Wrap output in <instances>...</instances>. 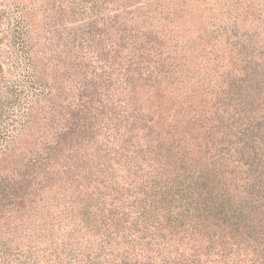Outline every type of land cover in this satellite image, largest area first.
<instances>
[{
    "label": "trees",
    "instance_id": "trees-1",
    "mask_svg": "<svg viewBox=\"0 0 264 264\" xmlns=\"http://www.w3.org/2000/svg\"><path fill=\"white\" fill-rule=\"evenodd\" d=\"M41 1L37 13L44 18ZM91 1L82 0V10ZM98 1L104 6L107 0ZM113 1L112 22L125 32L134 29L133 19L138 22L137 39L125 40L127 51H137V72H155L154 81L169 98L163 109L173 111L160 131L173 136L159 132L150 139L156 145L142 143L153 133L134 94L144 79L131 82L128 74L123 92H116L128 101L112 103L106 141H98L89 115L53 121L47 139L39 137L41 149L36 138L38 149H28L18 166L0 174V264H264V123L247 109L241 115L247 122L234 127L241 116L237 103L230 104L236 101L231 85L205 80L190 68L193 59L210 56L217 71L226 57H239L238 45L228 38L224 46L203 42L207 28L188 39L182 34L173 50L163 52V31L152 27L167 19L164 4L174 0ZM32 7L29 0H0V162L18 150L33 105H39L36 115L47 114V77L37 73L32 52ZM263 54L251 56L247 65L240 61L245 78L251 75L248 83L261 77L262 99ZM13 69L20 70L15 79L9 77ZM29 98L33 105L27 110Z\"/></svg>",
    "mask_w": 264,
    "mask_h": 264
},
{
    "label": "rangeland",
    "instance_id": "rangeland-1",
    "mask_svg": "<svg viewBox=\"0 0 264 264\" xmlns=\"http://www.w3.org/2000/svg\"><path fill=\"white\" fill-rule=\"evenodd\" d=\"M29 1L33 5L31 9H27L33 33L32 52L37 64V73L39 76L47 77V114L45 115L43 111L36 115L39 105L30 103V98L27 100L25 103L27 110L31 105L34 106L32 117L28 127L24 128L19 135L18 150L8 152L2 158L0 174L18 166L28 149H38L34 146L36 138V143L41 149V143H38L41 139L39 137L47 139V134L51 133L48 127L53 121L62 124L71 123L73 118L83 119L89 115V120L98 133V141L100 142L103 136L106 141L105 134L110 133L108 130L112 121V103L115 102V98L122 99L121 102L125 105L128 101L127 98L124 100V95H116V92H123L127 74L131 82L144 79L136 83L134 94L136 101L142 103L143 115L147 120L150 118L153 133L145 136L142 143L156 145L158 141H150V139L158 137L159 132L162 136L171 139L173 136L171 132L160 131L173 113V111L167 113L163 109L169 98L154 81L155 72L144 74L142 70H138L141 72V75H138L137 69L141 63L139 61L137 63L139 57L137 51H127L129 46L125 40L128 38L133 44V40L137 39L134 32L135 24L138 22L133 19L129 23L134 26L130 32L123 31L115 21L112 22L111 19L114 17L112 9L115 5L113 0H107L104 6H100L98 0H92L85 4L86 10H82L80 4L82 0H76L78 3L74 0H44L46 4L44 7L47 6L44 18L41 12L37 13L42 1ZM184 2L185 4L180 5L177 0H174L170 6L164 4L166 8L161 14L167 19L162 20L161 23H153L152 29L158 33L161 31L164 33L159 39L166 40V43L161 42L159 46L163 52L167 53L173 50L171 47L174 41L180 39L182 34H185L188 39L196 35L193 31L203 32L207 28V35L203 38V42L208 39L212 43L215 40L217 44L223 45L228 38L230 43L238 45L239 57H235L233 61L230 57H226L221 61L225 66L222 67L220 64L217 66L219 69L217 71L213 69L216 64L214 65L212 60L208 62L210 56L193 59L190 68L198 71L201 76H205V80L210 79L214 83L224 80V86L231 85V95L236 96V101L232 99L230 104L232 101L234 104L237 103L240 111L236 117L249 109L253 115L260 116L259 120L264 123V99H262L259 84L261 77H259V83L257 80L248 83L247 80L251 75L245 78L243 65H240L242 60L244 65H247L251 56L259 55L260 51L264 53V0H225L224 6H222V0H185ZM94 4L98 6L90 11L89 8ZM143 5L133 9H140ZM174 6L176 7L173 9ZM103 10L106 11L99 14L98 11ZM132 14L134 13L129 14L130 17ZM175 14L178 18L174 17L171 23H167V20ZM177 23L179 29H176ZM185 24L192 28L187 30L184 27ZM175 29L179 31V34ZM2 37L0 32V39ZM243 43L250 45L248 50L243 48ZM262 57L264 59V54ZM236 61L239 67L234 63ZM259 63L260 60H258ZM4 67L8 68L6 63ZM126 69L131 71L127 73ZM228 71L232 75H237L238 79L234 81L227 77ZM246 71L249 73L247 66ZM18 72L20 70L13 69L12 72L10 70L9 77L17 78ZM85 106L90 110L84 111ZM52 107L55 111L51 109ZM234 119V127H239L244 121L247 122L243 116L240 120ZM259 135L264 137V124ZM45 178L47 179V176ZM43 179L40 182L45 189L43 196L47 201V180ZM10 215L14 217L15 214L12 212ZM5 218L11 220L7 214Z\"/></svg>",
    "mask_w": 264,
    "mask_h": 264
}]
</instances>
